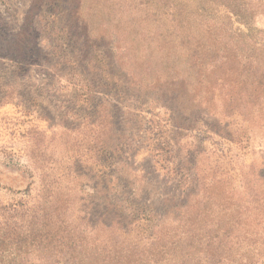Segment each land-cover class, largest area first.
Segmentation results:
<instances>
[{
    "label": "rangeland",
    "instance_id": "374dc122",
    "mask_svg": "<svg viewBox=\"0 0 264 264\" xmlns=\"http://www.w3.org/2000/svg\"><path fill=\"white\" fill-rule=\"evenodd\" d=\"M40 183L74 246L5 229L0 264H153L190 224L163 264H264V0H0V203Z\"/></svg>",
    "mask_w": 264,
    "mask_h": 264
},
{
    "label": "trees",
    "instance_id": "16d2710c",
    "mask_svg": "<svg viewBox=\"0 0 264 264\" xmlns=\"http://www.w3.org/2000/svg\"><path fill=\"white\" fill-rule=\"evenodd\" d=\"M216 37L217 39H220V36L216 35ZM38 181L41 180L38 178ZM41 185L42 184L40 183V187L38 185L37 190L35 189L34 192L31 191L30 187L18 200H15L12 203H0V236L6 234L3 232L5 229H10L13 231L12 234L17 236L25 235L27 233L31 235L38 233L40 236L53 234L55 236H59V246L62 251H64L65 245L63 242L64 240H67V238L69 239L70 236L64 229L56 226L55 224L64 223V220L67 218V210H62L59 206L57 199L51 193L52 188L50 186H46L44 184L42 188L44 194L41 199L38 198L37 194L41 192ZM160 224H162V228L165 227L163 222L157 223L156 226L158 225L159 227ZM49 225H53L50 233L45 230V228ZM196 232V225L190 224V226L183 231V233L180 232L177 239L174 237L176 240H174V242H170V244H173L172 246L168 243L166 246L162 247V249L157 248L156 252L152 254V256L156 258L153 261V264H163L164 261L167 263L168 260H176L173 251L174 253H184L182 258L185 255L188 256L189 252L196 254ZM62 233L64 238L60 236ZM69 240L71 248H73L74 242L72 239ZM185 240L189 242V245H186L184 248H180L181 243ZM174 246L179 250L175 249Z\"/></svg>",
    "mask_w": 264,
    "mask_h": 264
}]
</instances>
